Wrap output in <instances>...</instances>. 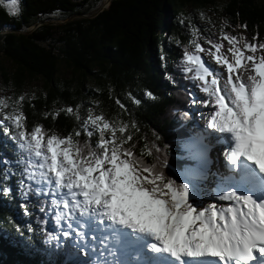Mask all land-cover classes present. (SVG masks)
<instances>
[{"label": "trees", "instance_id": "trees-1", "mask_svg": "<svg viewBox=\"0 0 264 264\" xmlns=\"http://www.w3.org/2000/svg\"><path fill=\"white\" fill-rule=\"evenodd\" d=\"M100 1L18 0L15 14L8 0L0 3V57L14 66L8 71L0 61L1 84L11 94L7 104L16 103L27 135L35 127L46 139L80 131L75 139L94 147L98 133L87 137L80 120L88 108L116 128L114 138L122 151L131 149L132 158L185 183L181 173L192 162L178 156L184 135L172 125L190 118L188 107L200 80L183 53L195 52V43L211 48L208 40L221 43L225 32H244L250 40L258 36L264 42V0H222L219 22L205 14L217 11L215 0H110L89 17ZM51 20L66 21L46 23ZM210 25L212 30L205 31ZM61 65L70 75L61 72ZM37 78L43 79L44 90L24 96L25 81ZM68 107L74 111L68 113ZM0 131L2 154L22 161L26 150L6 134L15 135V130ZM105 136L111 138V133ZM23 166L10 165L16 173L12 192L0 195V264H90L91 253L82 254L71 239L59 250L45 243L44 233L56 228L48 220L51 198L33 197L25 204L16 188Z\"/></svg>", "mask_w": 264, "mask_h": 264}, {"label": "snow or ice", "instance_id": "snow-or-ice-1", "mask_svg": "<svg viewBox=\"0 0 264 264\" xmlns=\"http://www.w3.org/2000/svg\"><path fill=\"white\" fill-rule=\"evenodd\" d=\"M17 4L18 0L7 2L13 14L18 11ZM241 27L246 29L247 25ZM222 39L229 45L226 53L221 43L211 39V48L195 43L196 52L183 53L197 67L198 79L203 82L202 91L207 96L200 103L214 109L209 127L227 134L233 145L225 153L228 173L219 177L214 189L205 187L206 158H197L185 173L187 182L178 184L155 166L132 158L131 149L122 151L114 138L116 128L101 115H89L82 124L87 137L98 133L94 147L75 139L80 131L64 138L49 134L45 144L46 133L40 127H35L30 137L26 134L21 112L0 116V127H14L15 135L6 134L27 152L22 161L17 158L14 162L17 167L24 165L16 180L21 198L26 205L33 197L51 198L48 220L56 228L44 233L46 244L59 250L71 239L82 254L91 253L90 264H105L102 257H108L107 264H119L114 259L117 248L109 243L112 240L118 247L167 254L175 264H188L189 260L264 264V42H259L258 36L249 40L227 32ZM199 53L213 57L217 68H226L227 75L206 66ZM206 77H212L210 82ZM147 95L152 97L151 92ZM135 103L141 101L136 99ZM66 111L72 113L74 109L68 107ZM105 133H111V138ZM0 163L5 165L0 171V195L11 194L10 181L16 175L10 167L13 162L4 158ZM189 179L196 182L195 198L203 200L211 191L215 194L211 199L227 202L226 206H194ZM94 226L110 233L99 240L100 249L94 232L89 236L87 231ZM131 234L139 235L125 242ZM89 239L93 243H86ZM257 252L258 257L254 255Z\"/></svg>", "mask_w": 264, "mask_h": 264}, {"label": "rangeland", "instance_id": "rangeland-1", "mask_svg": "<svg viewBox=\"0 0 264 264\" xmlns=\"http://www.w3.org/2000/svg\"><path fill=\"white\" fill-rule=\"evenodd\" d=\"M216 1V4H215V10L217 11H206V15L207 16H210V17H213L216 21H221L222 18L221 16L219 15V12H220V7L222 5V0H215ZM105 4V0H101L100 1V7L103 6ZM53 17H56V15H54ZM206 22V21H205ZM212 26H207L205 27V31H211ZM238 36L242 35V36H245L247 37L249 40V35L244 33V32H241V33H237ZM222 44V52H225L227 51V48L229 47L227 41H223L221 42ZM203 46V45H201ZM214 51V49H213ZM196 52V51H195ZM261 54H264V53H261ZM199 55L201 56V59L205 62V65L206 66H209L210 68H215L217 69L218 71H223L224 72V75H227L226 73V68L225 69H219L217 68V66L215 65L214 63V58L209 56L207 53H199ZM0 61L2 63V65L6 68V70L8 71H12L14 69V66L7 60V59H4L3 57H0ZM194 72H195V75H197L196 77L198 78V70H197V67L194 66V65H190ZM60 70L61 72L65 75V76H68L70 75V69H67L65 68L64 66H60ZM200 74H202V70H200ZM212 77H206V79L210 82ZM43 84H44V81L42 78H37V79H34V80H31V81H25V84L23 86V91H22V94L24 96H28L29 98L33 96V94L35 93H38L39 91H43L44 88H43ZM203 84L202 81H198V86H199V89L200 90H197L195 91V94H196V97H195V100L197 101L196 103H193V101L190 103V106L188 107V110L193 113L194 115V110L196 111L197 109H201V108H206V106H204L202 103H200V101L204 98H206L207 94L203 93L202 91V87L201 85ZM8 98H11V94H9L8 90L1 84V79H0V116H3V117H6L8 115H15L17 112H19L18 110L15 109V106H16V103H13L11 106L7 104V99ZM5 105L7 107H5ZM194 109V110H193ZM207 110H209V108H207ZM75 113L77 114L78 111L76 110ZM89 115H92L93 117H95L88 108H85L83 111H82V115H80V120L82 122H84L87 117ZM207 118H208V115H207ZM185 123H188V124H185ZM200 124H203L204 128H206L205 126L208 125L209 126V122L208 121H203L202 122L200 121L199 122ZM190 124H192L193 126H195V124L193 123V119L189 118V120L187 122H184V123H181V122H176V123H173L172 125V128H177V129H181L183 126L187 125V126H190ZM0 128H4V130H7L9 127L8 124H5L4 127H0ZM12 130H15L14 127H11ZM216 130V129H215ZM0 133L2 134L3 131H0ZM215 132H211L210 134H214ZM30 137V135H28ZM201 138H202V134H201ZM209 142V141H208ZM42 143H45L46 144V138L44 139V141ZM191 142H187V141H182V142H179V148H180V151L183 152V156H187L189 160H191L192 162V165L190 166H185L184 169H183V172L181 173V176L184 178L185 176V173L192 169L194 167V165L196 164V162L194 161L196 156H197V152L192 154L193 151H190L189 153H187V149L184 148L186 145H190ZM94 144H97L96 142H94ZM17 147L18 146V143H17ZM197 151H198V154H200V149H201V145L196 147ZM227 149V148H226ZM202 151V150H201ZM220 151V149H219ZM219 155H223V152H219ZM178 156H181V155H178ZM6 158L4 156V154H2V151L0 150V160ZM8 161L10 162H13L11 164H15L14 160L8 158L7 159ZM5 165L3 163H0V171H2L4 169ZM207 176H212V175H208ZM186 179H188L187 177H185ZM184 178V179H185ZM189 184H190V202L193 203L194 206H206L208 204H211V203H222L223 201H216V200H213L211 199V197L213 195H215L213 192L209 191L208 193L205 194L206 198L201 200V199H198V198H195L196 197V192H197V188H196V182L195 180H192V179H189ZM209 182H206L205 181V187L209 190L211 189H214L212 186H215L213 184H210V187H209ZM226 206V203L225 205ZM91 235V233H90ZM89 235V236H90ZM139 234H136L135 236H137ZM134 236V237H135ZM86 243L88 244H91L93 243L92 240H87ZM100 246V245H99ZM78 251H80L79 249H77ZM81 252V251H80ZM96 255H99V252L96 253ZM74 259V258H73ZM71 259V260H73ZM102 259V258H101ZM115 260L119 261V264H140L139 261H132V260H128L126 256H123V257H120V256H117L114 258ZM62 264V263H61Z\"/></svg>", "mask_w": 264, "mask_h": 264}, {"label": "bare ground", "instance_id": "bare-ground-1", "mask_svg": "<svg viewBox=\"0 0 264 264\" xmlns=\"http://www.w3.org/2000/svg\"><path fill=\"white\" fill-rule=\"evenodd\" d=\"M201 108L197 109L196 111L194 110V118L193 122L201 129H204L205 132L202 134V138L199 140V143L201 144V149H200V154H198L197 158L204 159L206 158L208 161V165H212L216 168V173L215 174H208L212 176H207L206 182H209L210 184H213L216 186V184L219 181V177L222 175H226L228 173V167H227V162L225 159V153L230 151V148L233 146L231 141L227 138V134L219 133V131L216 129H212L208 125H206L204 128L203 124H200L199 122L202 120L208 121L209 125L211 123V114L214 111V109L209 108ZM218 110V109H216ZM208 115V118H207ZM215 132L214 134L210 133ZM184 140V136L182 138V141ZM209 141V142H208ZM227 148V149H226ZM220 149V151H219ZM202 150V151H201ZM223 152V155H219V152ZM251 163V162H250ZM250 168V166H249ZM209 184V187H210ZM215 186H212L215 188ZM208 193V192H207ZM227 202H222L218 204L225 205ZM91 231H88V233H93L96 231L97 233L95 234L97 239H102V236H105L107 234L101 232L98 230L97 227H90ZM103 251L107 252V248H104ZM127 257L128 259H134L136 260L137 258V251L135 250H128L127 251ZM164 255V254H163ZM175 261L172 260V263Z\"/></svg>", "mask_w": 264, "mask_h": 264}, {"label": "water", "instance_id": "water-1", "mask_svg": "<svg viewBox=\"0 0 264 264\" xmlns=\"http://www.w3.org/2000/svg\"><path fill=\"white\" fill-rule=\"evenodd\" d=\"M109 1L110 0H105V4L103 6H99V8L94 11L92 14L88 15L89 17L91 16H94L98 11H100L102 8L106 7L108 4H109ZM66 20H51V21H48L46 23H49V24H60V23H63L65 22ZM37 24H34L32 25L31 27H28L27 29H25V31H30L32 28H34Z\"/></svg>", "mask_w": 264, "mask_h": 264}]
</instances>
